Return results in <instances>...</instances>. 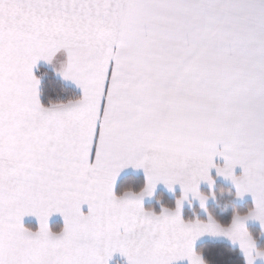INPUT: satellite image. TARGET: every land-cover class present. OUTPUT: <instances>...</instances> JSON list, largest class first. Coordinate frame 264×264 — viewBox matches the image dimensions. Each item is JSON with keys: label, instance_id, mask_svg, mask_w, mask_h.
I'll use <instances>...</instances> for the list:
<instances>
[{"label": "snow or ice", "instance_id": "1", "mask_svg": "<svg viewBox=\"0 0 264 264\" xmlns=\"http://www.w3.org/2000/svg\"><path fill=\"white\" fill-rule=\"evenodd\" d=\"M58 57L80 95L45 105L35 69ZM129 167L146 183L117 195ZM213 169L254 206L186 221ZM159 183L182 194L156 213ZM250 219L264 228V0H0V264H206L205 233L253 264Z\"/></svg>", "mask_w": 264, "mask_h": 264}, {"label": "trees", "instance_id": "2", "mask_svg": "<svg viewBox=\"0 0 264 264\" xmlns=\"http://www.w3.org/2000/svg\"><path fill=\"white\" fill-rule=\"evenodd\" d=\"M36 74L41 77V102L45 105L49 101H66L67 99L78 97L80 94L65 85L59 80L53 72L45 68H38ZM145 185V181L141 177H127L123 179L117 189V195L121 194L124 190L131 189L133 191H140ZM205 193V192H204ZM215 195L219 199L216 204H211L206 208V213L211 214L219 223L230 224L235 213L245 214L252 207L251 204L246 203L244 205H236L234 202L235 192L230 187L223 184H217ZM178 198V197H176ZM163 207L174 209L176 206V200L168 197L164 193H158L155 199V203L148 206L147 209L159 213ZM197 213V210L195 211ZM195 213L186 210L184 212V219L188 220H206L203 216L196 218ZM29 228L35 230L36 227L30 225ZM62 228L60 223H56L52 226L53 231H58ZM249 233L258 243L260 250H264V238L258 228L252 227L249 229ZM206 264H246L244 257L239 250L226 243L220 242H207L199 245L196 249Z\"/></svg>", "mask_w": 264, "mask_h": 264}, {"label": "crops", "instance_id": "3", "mask_svg": "<svg viewBox=\"0 0 264 264\" xmlns=\"http://www.w3.org/2000/svg\"><path fill=\"white\" fill-rule=\"evenodd\" d=\"M59 59H60V57H58L57 61H54V63L52 65L41 61L39 63V65H38V67L35 69V71H37V69L40 68V67L45 68L47 70H50L65 85L69 86L70 88H72L73 90H75L76 92H78L80 94V90L78 88H76L74 84H72L71 82L63 81L59 76L56 75L54 69L55 68H59V66H60L59 62H58ZM216 162L222 164L223 163L222 158L217 157L216 158ZM240 171L241 170L239 168L236 169V173L237 174H239ZM211 175L213 176L214 184L210 187L207 182L201 181L200 184H199V191L201 193L203 191H205V190H208V191L214 193L215 190H216L217 184H223L225 186H228L232 190H234V192H236L235 186L233 185V183L230 180H227V179H225L222 176L216 175L214 169L211 171ZM127 177H141V178L144 179V181L146 183L145 173H144V171L142 169H132L131 167H129L127 169L122 170V172H121V174H120V176L118 178L117 184L115 186L116 194H117V189H118L119 183L123 179H125ZM158 193H164L168 197L177 200L181 196L182 190H181V188H180V186L178 184L174 185L172 190H169L167 188V186H165L163 183H159L156 186V188L154 189L153 195L152 196H145L143 198V200H142V205H143V207L146 210H148L147 209L148 206H150V205L155 203V199H156V196H157ZM176 197H178V198H176ZM234 201H235L236 205H244L246 203H249V204L252 205V207L254 206V203H253V200H252V197H251L250 194H246L244 197H236V195H235ZM207 203H208V201H206V203H205V208L207 206ZM194 205L198 206V208H201L199 200L198 199H193L191 197V195L189 196V198L187 200L183 201L182 209H181V215H182L183 219H184V212L186 210H188V207L190 208V207H192ZM86 210L87 209H86V206H85V211ZM207 218L208 217H205L206 220H207ZM206 220H202V221H206ZM23 222H24V225L26 227H28L30 225H32V226H34L36 228L38 227V222H37V220L34 217H25ZM56 223H60L62 225V227H63V220H62V218L59 215H54L52 218H50V221H49L50 228L52 229V226L54 224H56ZM245 227H246V229L248 231L252 227L258 228L260 230L261 234H262V237L264 238V228L261 227L259 221L250 219V220L246 221ZM207 242H213V243L214 242H220V243L229 244L230 246H232V247L236 248L237 250H239V252L241 253V255L244 257V259L246 261V257L244 255V253L242 252V250L240 249L239 244L238 243H234L228 237L223 236V235L213 236L211 234L205 233L204 235L198 237L196 239V241L194 242V245H193L194 250L196 251V249H197V247L199 245H201L203 243H207ZM256 248L258 250H260L259 247H258V243H256ZM109 264H127V258L121 256L119 253H116L110 259ZM174 264H189V262L186 259H184V260L176 261V262H174ZM246 264H247V261H246ZM253 264H264V258L256 257L254 259V261H253Z\"/></svg>", "mask_w": 264, "mask_h": 264}, {"label": "rangeland", "instance_id": "4", "mask_svg": "<svg viewBox=\"0 0 264 264\" xmlns=\"http://www.w3.org/2000/svg\"><path fill=\"white\" fill-rule=\"evenodd\" d=\"M205 192V193H204ZM203 194H205V195H208V203H207V206H206V208L209 206V205H211V204H216L218 201H219V199H220V197H219V199L217 198V196L216 195H214V197H213V195H212V193L213 192H210V191H208V190H205V191H203L202 192ZM215 194V193H214ZM235 202V201H234ZM206 208H198V206H196V205H194V206H192V207H188V210L189 211H191V213H195V211L197 210V213H195V216H196V218L198 217V215L199 216H203L204 218L205 217H208V214L206 213ZM182 209V208H181Z\"/></svg>", "mask_w": 264, "mask_h": 264}, {"label": "clouds", "instance_id": "5", "mask_svg": "<svg viewBox=\"0 0 264 264\" xmlns=\"http://www.w3.org/2000/svg\"><path fill=\"white\" fill-rule=\"evenodd\" d=\"M261 251H264V250H261ZM258 257H260V258H264V256H258Z\"/></svg>", "mask_w": 264, "mask_h": 264}]
</instances>
